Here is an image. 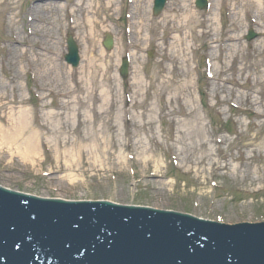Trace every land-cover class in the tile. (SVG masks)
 Returning <instances> with one entry per match:
<instances>
[{"label": "rangeland", "instance_id": "374dc122", "mask_svg": "<svg viewBox=\"0 0 264 264\" xmlns=\"http://www.w3.org/2000/svg\"><path fill=\"white\" fill-rule=\"evenodd\" d=\"M195 1L169 0L171 13L154 17L153 0H134L129 45L125 0H0V185L43 198L221 216L227 224L264 221V0H212L210 13ZM224 3H232L234 22L223 16ZM44 4L52 8L48 26L36 22L29 39L27 14ZM247 14L260 24L251 43ZM209 31L217 43L209 50L215 77L206 82ZM226 33L237 36L233 48L220 43ZM68 35L80 49L77 70L64 62ZM124 51L132 56L129 105L119 74ZM250 110L259 116L249 119Z\"/></svg>", "mask_w": 264, "mask_h": 264}, {"label": "water", "instance_id": "95a60500", "mask_svg": "<svg viewBox=\"0 0 264 264\" xmlns=\"http://www.w3.org/2000/svg\"><path fill=\"white\" fill-rule=\"evenodd\" d=\"M164 2L156 0L157 12ZM68 44V59L76 64V45L71 38ZM105 46L111 49L110 37ZM0 264H264V224L227 226L0 187Z\"/></svg>", "mask_w": 264, "mask_h": 264}, {"label": "bare ground", "instance_id": "6f19581e", "mask_svg": "<svg viewBox=\"0 0 264 264\" xmlns=\"http://www.w3.org/2000/svg\"><path fill=\"white\" fill-rule=\"evenodd\" d=\"M244 1H247V0H244ZM260 2L261 1L259 0V4H260ZM82 4L83 3H80L81 6H82ZM246 4L247 3H244L243 4V9L246 8ZM230 5H231V7L233 9L232 3ZM261 6L264 9V5H261ZM261 6H260V8H261ZM47 8H50L51 9V6L50 5H43V7H40L39 6L36 9L33 10V18H34L33 23H36V22L38 23L39 22V23H43L45 26H48L49 18H47V17L50 14V10L48 11ZM188 12L185 13V16H186L185 19H186V21L189 19ZM168 13H171V10H169ZM168 13H166L165 14V17L162 19V24H165L166 26L169 25V20H170L168 18L170 14H168ZM234 15H236V14H234V12H233V22H234ZM145 19H147V16L146 15H145ZM145 19H143L141 22H139V24H141L142 26H145L146 25V20ZM133 20H134V16H133V13H132V23H131V25L134 27L135 24H134ZM76 22L77 21L74 20L73 26L76 24ZM179 28H181V27H179ZM39 30H40L39 32L41 33L42 37L43 38H46L47 32L45 31V28H43V29H40L39 28ZM206 34L208 35L207 40H210V41H214L215 40V37H212V34H211L210 31L208 33H206ZM172 40L173 41L176 40V41L180 42L181 40H185V39L179 38V37L176 36ZM235 40H237V42H238V39H237V36L236 35L235 36H231L230 34H227L224 37V41H225V43H227V47L228 48H233L235 46L234 44H232ZM45 51L47 52V50H45ZM92 74L95 75L96 74V71L94 70V73H92Z\"/></svg>", "mask_w": 264, "mask_h": 264}]
</instances>
